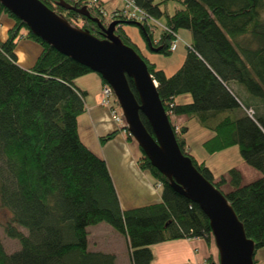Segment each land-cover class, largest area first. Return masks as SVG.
<instances>
[{"label": "trees", "instance_id": "16d2710c", "mask_svg": "<svg viewBox=\"0 0 264 264\" xmlns=\"http://www.w3.org/2000/svg\"><path fill=\"white\" fill-rule=\"evenodd\" d=\"M40 1L98 38L102 30L91 17L104 26L118 20L114 34L145 60L169 119H194L211 131L202 142L207 153L236 145L242 160L260 173L243 183L240 170L231 167L215 179L204 159L188 151L186 127L173 125L181 152L225 195L253 240L257 264L255 253L264 247V0H175L178 6L171 14L160 8L167 0H130L144 13L141 19L129 16L125 6L108 15L102 0H64L86 6L90 17L62 7L58 0ZM163 14V27L155 37L148 21ZM1 15L13 25L0 40V206L9 213L3 232L19 247L7 253L0 240V264H114V253L88 247L87 227L100 222L125 238L130 264H148L153 258L150 245L177 239L202 238L216 250L206 215L169 185L127 131L140 151L139 167L160 183L161 201L120 207L105 160L77 132L86 92L74 80L92 71L32 34L0 4ZM125 24L138 25L146 47L164 55L171 53L179 29L190 30L181 65L171 74L157 68ZM20 39L41 47L28 68L17 63L14 50ZM127 81L137 98L131 78ZM183 93L190 101L176 103L175 97ZM140 119L152 133L141 113ZM206 264H218L217 250L216 259L209 256Z\"/></svg>", "mask_w": 264, "mask_h": 264}, {"label": "water", "instance_id": "95a60500", "mask_svg": "<svg viewBox=\"0 0 264 264\" xmlns=\"http://www.w3.org/2000/svg\"><path fill=\"white\" fill-rule=\"evenodd\" d=\"M58 3L90 17L86 6L76 7L64 0ZM0 4L32 34L97 73L110 86L124 117L125 129L150 164L177 193L195 202L208 218L218 264H254L253 240L245 235L225 195L197 170L189 155L181 152L145 60L114 34V26L119 21L112 20L104 26L98 18L91 17L102 30V37L98 38L88 29L71 25L40 0H0ZM127 77L132 80L137 98ZM140 113L152 133L145 128Z\"/></svg>", "mask_w": 264, "mask_h": 264}, {"label": "crops", "instance_id": "0c3cea01", "mask_svg": "<svg viewBox=\"0 0 264 264\" xmlns=\"http://www.w3.org/2000/svg\"><path fill=\"white\" fill-rule=\"evenodd\" d=\"M118 1L115 3V8H120L123 3L126 7L124 0ZM12 25L13 20L11 18L6 15H1L0 40L7 38L8 29ZM14 51L17 57V63L21 67L28 68L33 65L38 57L41 47L38 43L30 39H20ZM144 56L148 58V56ZM149 60L153 62V60ZM157 68L162 67L157 66ZM165 73L171 74L166 71ZM76 79V82L74 80L75 85L86 92L84 97L85 109L77 116V132L79 138L89 149L105 160L119 199L120 207L127 209L160 202V183L156 182L148 172L139 167L137 162L139 153L132 148L126 130L119 129L114 121L110 108L101 103L103 84L101 83L100 76L84 74ZM188 101H190V98L179 101L177 100V96L175 97L176 103ZM170 121L175 126L186 127L187 131L185 136L187 135L189 125H191V119L184 115H170ZM112 132H115L113 137L104 141L101 140V137ZM238 169L241 172L243 183H245L243 181L244 178L255 179L260 175L257 170L249 165H244ZM213 175L215 179L218 178L214 173ZM100 224L101 222L95 224L94 227ZM102 233V229L93 228V230H89L88 240L89 236H91L90 241L93 245L91 249L114 253V264H118L123 255L125 264H130L125 238L121 234H114V232H110L108 237L103 238ZM149 247L153 258L148 264H206L209 256L216 259L214 246L208 245L202 238H186L159 242ZM257 264H260V262L258 261Z\"/></svg>", "mask_w": 264, "mask_h": 264}, {"label": "rangeland", "instance_id": "374dc122", "mask_svg": "<svg viewBox=\"0 0 264 264\" xmlns=\"http://www.w3.org/2000/svg\"><path fill=\"white\" fill-rule=\"evenodd\" d=\"M104 9L108 15L112 13L115 9V3L118 0H104ZM125 1V0H124ZM124 6V3L121 4L120 8ZM178 6L177 1L175 0H167L160 4V8L162 11L171 14L175 8ZM141 19V18H137ZM165 20L164 14L156 19L149 20L148 23L152 25L153 34L155 37L160 33L161 27H163V23ZM125 29L131 36L132 40L139 45L144 55L148 56L149 59L153 60L156 66L162 67L167 73H173L182 63L184 56L186 54V45L191 40V32L188 29L181 28L178 30L176 34V39L173 41L175 44V49L171 51L169 55H164L155 51H150L146 47V41L143 38L139 26L134 24H125ZM19 41V40H18ZM17 41V42H18ZM161 68V69H162ZM86 74H94L95 76L99 75L97 73H86ZM86 76V75H85ZM77 80V79H76ZM75 80V82H76ZM190 95L188 93H183L177 96V100H186L189 99ZM211 131L206 128L201 127L194 119H191V125H189V132L186 135L188 150L190 153L198 160L204 159L207 166L211 168L215 176L219 177L220 175L227 174V171L231 167H242L247 166L246 163L242 160L239 155L238 148L236 145L227 147L220 151L214 153H207L203 146L202 142L209 137ZM132 148L136 150V152H140L137 145L134 141L130 140ZM254 179V178H252ZM252 179L244 178V182L247 183L252 181ZM224 190L228 188L227 185L222 187ZM9 216L8 211L0 206V240L4 246V249L7 253L14 252L18 249V241L14 238H10L3 232L2 223ZM93 228L102 229L103 233L101 234L103 238L108 237L110 232H114V234H119L116 232L110 225L107 223L101 222L100 225L94 227V225H89L87 227L88 231L93 230ZM91 236H89L88 247L91 249L93 245L90 241ZM255 258L260 262H264V247L257 249L255 253ZM125 264L124 257L120 258L118 264Z\"/></svg>", "mask_w": 264, "mask_h": 264}, {"label": "built area", "instance_id": "2783aa9c", "mask_svg": "<svg viewBox=\"0 0 264 264\" xmlns=\"http://www.w3.org/2000/svg\"><path fill=\"white\" fill-rule=\"evenodd\" d=\"M126 7L128 9V15L134 18H143L144 13H142L130 0H125ZM171 50L175 49V44L171 45ZM101 103L110 108L113 115L114 121L119 128L125 129V121L120 110V107L116 101V98L112 92V89L108 84H104L102 87V98Z\"/></svg>", "mask_w": 264, "mask_h": 264}]
</instances>
